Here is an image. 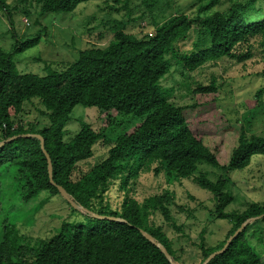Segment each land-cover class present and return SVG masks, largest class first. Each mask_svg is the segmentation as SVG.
<instances>
[{"label": "trees", "instance_id": "1", "mask_svg": "<svg viewBox=\"0 0 264 264\" xmlns=\"http://www.w3.org/2000/svg\"><path fill=\"white\" fill-rule=\"evenodd\" d=\"M89 1L15 0L10 4L0 0V11L13 25V14L21 8L27 17L32 6L38 7L42 17L68 15ZM161 1L145 0L146 12L152 13ZM263 1L233 2L226 11H213L219 0H194V17L181 13L162 23L156 21L152 36H135L126 31L127 22L113 21L110 24L114 34L108 46H90L80 51L78 59L63 71H50L45 76L18 73L12 59V55L38 44L40 34L16 42L11 53L0 47V143L19 136L0 147V179L12 180L23 203L29 204L46 193L41 204L44 205L49 198L60 195L57 186H61L88 212L118 219H99L70 205L75 221H63L52 237L33 241L15 225L4 223L0 264H171L141 230L163 245L175 263L186 264L165 228L157 224V218L181 232L173 207L189 217H193V210L179 205L170 189L139 201L134 187L140 176L148 173L163 175L169 185L191 181L211 195V219L230 225L225 238L216 244L208 243L202 232L200 243L195 244L201 255L200 264L222 250L247 220L259 217L209 264H262L264 205L251 203L243 211L226 210L235 200L228 189L232 174L247 169L254 156H262L264 163V137L248 135L241 127L229 160L220 164L219 146L212 149L207 137L192 129L184 115L188 107L171 103L161 81L170 72L172 59L194 72L221 61L247 66L260 56V75L264 77ZM127 7L126 2L124 8ZM116 12H120L119 8ZM132 15L131 10L126 14L128 18ZM145 16L142 13L139 20ZM191 33H197L198 40L190 51H182L180 44ZM221 79L220 74H213L210 82L197 84L192 93L215 95L221 88ZM34 100L43 107L40 113L48 121L45 126L22 119L25 105ZM255 100L257 105L264 104L263 88L256 92ZM76 106L96 108L108 115L110 123L116 116L131 117L133 125L112 139L105 130L81 123L80 131L65 141V125ZM134 120L138 123L134 124ZM24 135L31 136L20 137ZM34 135L44 140L55 185L50 182L41 141ZM99 142L109 147L106 157L84 170L82 164L94 156ZM205 165L220 172L216 180L201 171ZM117 183L123 201L113 206L106 196Z\"/></svg>", "mask_w": 264, "mask_h": 264}, {"label": "rangeland", "instance_id": "2", "mask_svg": "<svg viewBox=\"0 0 264 264\" xmlns=\"http://www.w3.org/2000/svg\"><path fill=\"white\" fill-rule=\"evenodd\" d=\"M14 1L8 0V3L13 4ZM144 1L90 0L79 5L68 15L47 14L45 17L40 16L36 6L29 9V17L25 16L21 8L13 14V25L0 11V47L11 53L16 42L40 34L41 40L38 44L12 55V59L18 73L45 76L50 71H63L78 59L80 51L90 46H108L113 39L114 26L110 24L113 21L127 22L126 31L142 37L155 33L156 21L162 23L167 18L181 13L194 17L197 11V8L191 7L194 0H162L152 13H147ZM245 1L247 0H219L213 11H226L233 2ZM126 2L127 9L124 8ZM118 8L120 12H116ZM129 10L133 11L131 18L126 16ZM142 13L146 16L139 20ZM197 40V33H191L188 39L181 42L182 51H190ZM259 57L252 59L247 66L221 61L215 65L207 64L194 72H189L177 60L172 59L170 72L161 81L171 103L178 107H188L184 115L192 129L207 137L212 149L219 146L220 164L229 160L241 127L248 135L264 137V104L257 105L255 100L256 92L264 89V77L260 75L263 63ZM213 74H220L222 77L218 82L221 85L219 92L215 95L195 96L192 93L195 86L210 82ZM42 108L37 100L26 104L22 119L24 122L37 123L40 127L45 126L48 121L40 113ZM112 115L116 116L115 113ZM129 119L131 117L116 116L114 122L110 123L108 115L100 113L98 109L76 106L65 125V141L71 140L80 131L81 123H87L95 130H105L108 138L114 139L133 125ZM135 123L138 121L134 120ZM108 149L107 144L99 142L94 148V156L82 164V168L87 170L100 163L106 157ZM201 171L213 180L220 175L219 171L206 165L201 167ZM231 179L228 189L233 193L235 200L228 206L227 212L243 211L251 203L264 205L262 156H254L251 165L245 170L235 171ZM134 189V196L139 201L170 189L174 191L179 205L193 210V217H189L185 211L173 207V216L177 225L182 227L181 232L170 227L162 218H157V224L165 228L173 241L174 249L186 264L201 263V255L195 244L200 243L202 232L206 233L208 243L216 244L225 238L230 229L226 221L211 219V195L191 181L169 185L163 175L148 173L140 176ZM46 197V193H43L31 203H23L12 180L2 179L0 236L5 223L15 225L32 241L46 240L57 232L63 221H75V217H71L70 204L61 195L51 197L47 203L41 205ZM106 200L113 206L122 203L123 192L119 183L108 192ZM253 247L257 249L255 244Z\"/></svg>", "mask_w": 264, "mask_h": 264}, {"label": "water", "instance_id": "3", "mask_svg": "<svg viewBox=\"0 0 264 264\" xmlns=\"http://www.w3.org/2000/svg\"><path fill=\"white\" fill-rule=\"evenodd\" d=\"M29 136H31V135H24V136H20V137H29ZM34 136H36L38 139H40V141H41V148H42V150H43V152H44V154H45V156H46V158H47V162H48V172H49V177H50V182H51V184L52 185H55V183H54V181H53V167H52V161H51V158H50V156L47 154V152L45 151V148H44V140L40 137V136H38V135H34ZM19 137V136H18ZM18 137H13V138H10V139H8V140H5V141H3V142H1L0 143V147H2V146H4L5 144H7V143H9V142H12V141H14V140H16ZM57 189H58V191H59V193H60V195L73 207V208H75L76 210H79V211H86V212H88L87 210H85L83 207H81V206H79V205H77L71 198H70V196L68 195V193L66 192V190L63 188V187H61V186H57ZM88 213H90V212H88ZM90 214H92L94 217H96V218H99V219H106V220H118V219H116V218H112V217H106V216H99V215H96V214H93V213H90ZM260 218V217H259ZM259 218H251V219H249V220H247L244 224H242V226L234 233V235L227 241V243L224 245V247H223V249L222 250H220V251H217V252H215V253H213L212 255H210L206 260H205V262L203 263V264H209V262H211V260H213L216 256H218V255H220V254H222V253H224L226 250H227V248L229 247V245L231 244V242L236 238V236L240 233V232H242L245 228H246V226L250 223V222H253V221H255V220H257V219H259ZM141 233H142V235L148 240V241H150L153 245H155L156 247H158L160 250H161V252L165 255V257L168 259V261L171 263V264H177V263H175L174 261H173V259H172V257H171V255L168 253V251H167V249L163 246V245H161L160 243H158L157 241H155V239L151 236V235H149L147 232H145V231H142L141 230Z\"/></svg>", "mask_w": 264, "mask_h": 264}, {"label": "built area", "instance_id": "4", "mask_svg": "<svg viewBox=\"0 0 264 264\" xmlns=\"http://www.w3.org/2000/svg\"><path fill=\"white\" fill-rule=\"evenodd\" d=\"M149 36H152V34H149Z\"/></svg>", "mask_w": 264, "mask_h": 264}]
</instances>
